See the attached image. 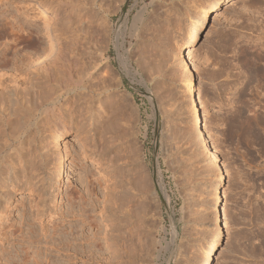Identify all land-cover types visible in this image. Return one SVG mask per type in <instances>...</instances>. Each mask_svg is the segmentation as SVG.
I'll return each mask as SVG.
<instances>
[{
	"label": "rangeland",
	"instance_id": "1",
	"mask_svg": "<svg viewBox=\"0 0 264 264\" xmlns=\"http://www.w3.org/2000/svg\"><path fill=\"white\" fill-rule=\"evenodd\" d=\"M211 1L55 0L53 5L58 11L54 9L59 13L61 21L53 25L56 23L55 20H51L54 12L47 11L44 0H0V21L13 17L9 21L13 20L14 24L20 22L18 25L23 23L26 28L34 30L36 39L44 46L51 41L55 43L57 40L59 43L60 40H65L69 43L86 42L87 46L92 43L89 44L90 47H95L90 50V53L95 51L91 53L92 55L86 50L87 53H84L85 51L81 53L84 54L83 57L79 55L81 51L78 53L80 57L78 69L84 74L83 83L87 82L83 84L85 88L77 90L78 96L74 93L69 95H64V92L50 93L53 90H48L51 95L53 93L52 98L48 91L46 92V95L51 97H46L50 99L49 101L60 96V93L61 98L57 97L55 104L52 103L55 100L48 103L47 113L42 109L36 111L28 131V133L32 131L30 134L36 137L42 149L45 147L43 150L47 153L48 167L51 164L55 165L59 140L62 137L67 142L72 137L74 139L65 146L68 170L64 173L65 181L61 191L63 195L59 197L61 201L54 202L59 212L64 210L63 216L56 214L51 221L49 217L43 218L42 221L36 219L38 226L36 229L45 228L47 235L50 231L46 228L50 229L52 222L63 221L65 218L66 226L69 225L70 218L65 216L66 209L69 208L71 197L79 196L81 191L80 195L83 194L85 199H88L90 191L93 194L92 191L97 190L99 196L110 193V198H107L108 194L106 195L105 206L100 197L99 203L95 202L93 212H90L93 215L92 219L97 217L96 220L99 221L95 220L93 225L87 224L84 227L86 235L99 232L98 237L103 241L99 246L103 247H90V243V245L85 243L86 252L82 255L79 253L80 250L78 254L71 251L74 260L67 261L66 264H112L109 260L111 254L107 249L111 248L110 242L118 239L114 237L118 236L120 225L125 223L124 218H121L123 212H120V209L119 212L118 209L116 211V205L114 207L111 201L117 199L119 206L124 202L120 189L125 191V186L126 192L136 200L135 207L137 205L139 207L135 212L139 213L140 202L137 201L143 197H145L143 200L147 201L145 202L149 212L147 219L150 247L147 253L145 252L146 255L138 249V253H134L135 261L132 264H201L204 257L201 247L206 245L202 227L208 217L205 209L210 204L208 193L210 177L205 162L198 160L199 154L203 153L202 157L206 154L202 141L200 142L194 129L189 127L190 120L186 117V112L179 116L176 111L181 99L180 85L182 82L185 85V81L187 83L188 76L184 75V70L177 64L173 52H176L177 41L185 38L188 26L198 14L200 7ZM45 18L51 21L48 22L50 30L45 27L47 25L44 22ZM159 26L161 27L158 28ZM37 30L39 33H36ZM13 38L12 35L0 37V44L12 41ZM190 49H192L189 52L190 61L195 67L198 83L199 114L210 130L211 141L217 150L219 149L225 173V183L221 188L223 193L221 241L212 264H264V0H238L237 4L228 9L222 7L217 17L212 16L206 22L199 38ZM88 54L91 56L88 57ZM92 57L91 60L94 61L98 57L97 62L95 61L98 66L92 61L93 66L87 65L92 70L95 65L96 73L84 65L87 59L90 62ZM81 58L85 61H81ZM36 63H41V60ZM81 63L84 65L83 69ZM2 71L9 73L2 81L0 79L1 91L6 84L14 85L13 79L9 76L11 72L7 69ZM89 71H92V74ZM87 75H90V79ZM91 78H95L96 81ZM86 79L90 83L93 82L91 83L93 85L95 83L92 87L93 89L95 87V90L88 88L92 85ZM18 82H23V79H18ZM2 100L0 99L1 104ZM88 100L91 103H88ZM3 105H0V141L4 142L5 139V142L7 140L12 144L0 143L6 146L10 143L12 147L20 145V141H24L27 136V132L23 133L25 127L20 126V118L17 121L20 123H15L17 116ZM17 111L20 114V110ZM78 120L85 124L82 132L76 123ZM34 122L38 123L37 126ZM17 124L21 127L18 130L21 133L16 130ZM27 127L28 125L26 129ZM13 131L15 134L17 132L18 137H15ZM104 131L106 132L103 133ZM10 136L15 141L12 137L9 138ZM107 143L109 147L106 146ZM111 145H114L113 149ZM120 146L124 151L123 149L121 151ZM107 148L109 149L106 150ZM111 158L113 162L109 163ZM127 159L132 162H128ZM122 168L123 171L117 173ZM131 173L136 177L132 178ZM122 174L123 178L124 176L126 178L123 179ZM116 177L128 184H125V181L123 184L122 180L118 182ZM40 178L43 180L42 184L47 186H45L47 190L52 187L45 173H42ZM99 178L100 182L96 181ZM110 178L116 180V186ZM126 179L130 180V183ZM121 182L123 186L125 185L123 188L118 185ZM139 183L143 188H138L141 187ZM23 186L18 185L11 190L10 209L8 208L6 213H0L4 216V219L2 217L0 219V226L5 227L2 229L8 233L12 229V223L16 227L20 226L23 215L31 221L35 214L31 208L33 194ZM53 190L54 188H51L48 191L55 193L56 190ZM114 190L115 193L112 192ZM94 198H97L96 195ZM124 206L125 204L120 207ZM123 208L122 211H125L127 206L126 209ZM26 231L27 225H24L23 232L26 234ZM113 233L115 234L112 235ZM3 240L0 238V248L5 249L11 245L10 238ZM16 245L20 246V243L16 241ZM98 249H102L103 252ZM76 256L78 259H75ZM3 262L4 260L0 259V264H4ZM115 263L125 264L123 260L113 264Z\"/></svg>",
	"mask_w": 264,
	"mask_h": 264
},
{
	"label": "bare ground",
	"instance_id": "2",
	"mask_svg": "<svg viewBox=\"0 0 264 264\" xmlns=\"http://www.w3.org/2000/svg\"><path fill=\"white\" fill-rule=\"evenodd\" d=\"M44 1H45V6L47 8V11L52 12V13L54 12L51 20H55L56 23L54 21L55 24H53V22H52V24L57 25V23H59L61 20L59 21V13L57 12L58 10L55 8L56 6L53 5L55 0H44ZM237 1L238 0H212L207 5L200 7L201 9L199 10L198 14L194 16L191 24H189L190 26H188L189 29H188V32H187L185 38L177 41L176 52H173L175 55L177 64L182 68V70H184V75L186 74V76H188L187 77L188 78L187 83L185 81V85H183V82H182V85H180L182 87V89H180L181 90L180 91L181 99L178 102L179 108H178V110L176 109V111L178 112L179 116L183 112H186V117L188 118V120H190V126L189 127L194 129V132L198 136V138L200 139V142L202 141V143L205 147L204 152L206 154H204L205 156H203V157L201 156V155H203V153L199 154L198 160H200L201 162H205V166L208 169L209 177H210V179H209L210 184L208 185L210 204L208 206H206V209H205L206 212L208 213V217H206L207 219L205 220L204 225L202 227V231L204 234L206 245L204 247H201L202 254L204 255V257L202 258L201 264H212L215 253H216L217 248H218L220 241H221V231H222L221 204L223 201V193H222L221 188L223 187V185L225 183V173H224V169H223V164L221 163V156L218 152L219 149L217 150V147L211 141L212 138H210L211 135H209L210 130H208L205 122L203 121V119L201 118V115L199 114V105H198V97H197V91H198L197 76L195 73V71H196L195 67H194L193 63H191V61H190L189 52H191L190 50H192V49H190L191 46L199 38V35L201 34V31L204 28L206 22L212 16L217 17V14L221 10L222 7H224L225 9H228L231 6L237 4ZM54 8L57 11H55ZM7 18H9V17H7ZM7 18H4V19H2V21H0V22H2V24H0V37H4L5 35H12V36H14V38L12 39V41H8V42H5L3 44H0V79L2 81V78L5 77V75L9 73V72L7 73V71L6 72L2 71L3 69H5V70L7 69L8 71L11 72V74L9 76L11 77V79H13L14 85H10V83L6 84L4 86L2 85L3 88H2V91L0 90V97H1L0 99H3L2 101H3L4 105L1 104L2 102H0V105L5 106L7 108V110H10V111L12 110V114L14 113V115L17 116V117L14 116L15 118H17L15 123L21 122V125L20 124L19 125L22 128L25 127V131H23V133L27 132L26 133L27 136L25 137L24 141H20V145L19 144H16V145L13 144L15 147L14 146L12 147V145H11L12 143L10 141L6 140V142H5V139H3L4 142L0 141L1 143H6V144H7V142L11 143V144L9 143L8 146H6V144L2 145L0 143V213H6V211L8 210V208L11 205L10 204V201L12 199V198L10 199L11 190L12 189L14 190L18 185H21V186L24 185L23 187L27 188L33 194L32 200L34 203L32 202L31 208L34 209V210L33 209L32 210L34 211L35 214H34L33 220L31 219V221H29L26 218V216L23 215L22 219H21L22 221L20 222V226L16 227L12 223L11 224L12 229L10 230L9 233L5 229H2L5 227L0 226L1 227L0 228V234L2 235V237H0L1 240L4 241L3 239H7V238H10L12 240V242H10L11 245L9 247H7V248L4 247L5 249H3V247H1L2 250L0 248V250H1L0 251V259H2V261L4 260V262H3L4 264H66L67 261L71 262L72 259L74 260V258L72 257L73 254L71 255V251H73L74 254H78V252L80 250L79 253H81L82 255L86 252L85 245H84L85 243H88V244L90 243L91 244L90 247H92V246H95V247L102 246L103 247V245L99 246V244H101L100 242L102 241V239H100L98 237L99 232L86 235L85 231H84V227L87 224L93 225L96 221H99V220H96L97 217H96V219H94L95 217L92 219L93 215H91L90 212L93 210V207H95V205L97 203H99L100 197H101V201H103V203H104V201L105 202L107 201L105 199H106V195L108 193L103 194V195L101 194L102 196L101 195L99 196V194H98L99 192L97 190H96V192L92 191V192H94L93 194H91V191H90V192H88V193H90V195L88 194L89 195L88 199H85V197H83V194L80 195L82 193V191L80 192L79 196H72L71 197V195H70L71 202H70V205L67 204V206L69 205V208H68V210L66 209L67 212L65 213V216L70 218V220L68 219L69 225L66 226L67 219L65 218L63 221L52 222V225H50L51 226L50 229L46 228L50 231L49 234H47V235L45 234V228H42L41 229L42 231L40 230V228L36 229V227H38V226H36V221H35L36 219H39L42 221L43 218L49 217V220L51 221L55 217L56 214H61V215L63 214L64 210L63 211L61 210L62 212H59L58 211L59 208L58 209L56 208L54 202L57 203V202L61 201L59 197L63 195L61 193V191L64 187L63 186L64 181H65L64 180V173L67 172V170H68V154L65 151V146L67 145V143H71L72 141H74V139L72 137V139H70V141L68 140V142H67L66 139L64 137H62L59 140V142L57 143L58 146L56 147L57 148L56 149L57 156H56V158L54 157L56 162L53 161V162H55V165L51 164L53 166L50 165V167H48L47 164L49 162L47 163V161H48L47 160V153L44 152V150H43L45 147L42 149L40 144L37 143L38 141L36 140V137L33 134H30V133H32V131H30V133H28V131L31 128V121H32V119H34L33 117H35V112L38 110H41V109L44 112H46V108L48 106V103L51 102L52 100L54 101L57 97H58L57 99H60L62 92H64V95L65 94L69 95L71 93H74V94H76V96H78L77 94L79 92L77 90L79 88L81 89L84 86L83 84L87 83V82L83 83L84 79L82 80V78H83L84 74L81 73L82 71H80L78 69V68H80V66L78 67V65H79L78 61H79V59L82 55L81 53H83V51L86 50L90 53V50L95 48V47H93L94 45H92L93 48L90 47L89 44H92V43H89L87 46L86 42H84L82 44L79 42L77 43L76 41H73V43H71L72 42L71 41L69 43L68 41L66 42L65 40H63V41L60 40L59 43H57L58 42L57 40L55 43H51L52 42L51 41L50 42L51 44L48 42L49 44L46 43L47 45L44 46L43 43L39 39H36L37 35L33 34V33H35L34 30H32L31 28H26V26L22 22H21L22 24L18 25L20 22L19 23L17 22L18 24H14L13 20H12L13 22L9 21L13 17L11 19H8V20H7ZM14 20H15V17H14ZM85 20H87V19H85ZM57 21H59V22H57ZM44 22H45V25L47 24L45 27L46 28L48 27V30H50V28H49L50 25L48 22H51V21L48 20V18H45ZM62 22H63V20H62ZM80 23H81V21H80ZM60 24H62V23H60ZM65 24L66 23L64 21L63 25H65ZM29 26H30V24H29ZM160 27L161 26H159L158 28H160ZM32 28L34 29V27H32ZM39 31L36 33H39ZM152 33L154 34V32H152ZM159 33H161V32H159ZM25 34H27V35L25 37H23ZM156 35H157V33H156ZM81 41H82V39H81ZM84 44H86V45H84ZM22 51H25L26 53H22ZM79 51H81V52L79 53ZM86 51L84 53H87ZM92 52L94 53L95 51H92ZM78 53H79V55L81 54L80 57H79ZM18 55H22V57H19ZM91 55L88 54V57H90ZM34 56H36V57L34 58ZM83 56H84V54L82 55V57ZM93 56H94V54H93ZM94 58H95V56H94ZM97 58L95 59V61L97 60ZM85 59H87V58H85ZM91 59H93V57L90 58V62L87 59L88 63L85 62L86 64L83 62L84 65L88 66L90 64L89 66H91V65L93 66L92 62L95 63V61L91 60ZM40 60H41V63H36L37 61L39 62ZM83 60L84 59H82L81 61H83ZM34 62H35V64H34ZM38 64H40V65H38ZM97 64L95 63V65H97ZM84 65L81 66L82 69L84 68ZM95 65H94V70L96 67ZM86 66H85V69H86ZM89 66H88V70L91 69V67L89 69ZM94 70H92V71L96 73V71H94ZM24 71L26 72L25 77H24ZM98 72H101V71H98ZM90 75H87V77L89 76L88 79H90ZM84 77L86 78V75ZM20 78L23 79V82H21V83L18 82V79H20ZM99 78H100V80H102L101 79L102 77L99 76ZM181 78H182V76H181ZM88 79H86V80L90 83V81ZM91 79L95 80V78H91ZM4 81H5V78H4ZM91 83H93V82H91ZM91 83H90V85H92V86L88 87L90 89L93 86H95V83H94V85ZM0 84H2V83H0ZM101 85H102V83H101ZM97 86H99V85H97ZM107 87H109V86L107 85ZM84 88L85 87H83L82 89H84ZM86 89H87V87H86ZM48 90H53V91H50V93L51 92H53V93L54 92H61L59 94L60 96H56V98L54 97V99H51V101H49L50 99H48V98H51L53 96V93L51 95ZM93 90H95V87ZM46 92L49 93L51 95V97L49 94H48L49 95V97H48L46 95L47 94ZM76 92H78V93H76ZM80 94H82V93L80 92ZM19 95L25 96V97L24 98L19 97ZM90 95H86V96L90 97ZM93 96H91V97H93ZM46 97H48V98H46ZM19 98H20L21 102H20ZM85 100H86V98H85ZM55 102H56V100L52 103L55 104ZM78 102H79V100L77 101V103ZM87 102L89 103L90 101L88 100ZM103 102H105V101H103ZM63 103H64V101H63ZM92 103H93V101H92ZM61 105L63 106L62 103H61ZM64 106H66V105H64ZM81 107H83V106H81ZM20 108L23 110H21ZM43 108H45V109H43ZM17 110H20V114L23 111V114H21L22 116H20V114L18 113L19 111H17ZM56 111H58V110H56ZM86 113H87V111H86ZM87 114H89V113H87ZM86 117H88V116H86ZM19 118H20V120H19ZM93 118H94V116H93ZM18 120L20 122H17ZM36 123H35V125H36ZM76 123L82 132L85 129V124L80 120H78ZM27 125H28V127L26 129ZM17 126H18V124H17ZM17 126H16V128H18V129H16V130H17V132H20L18 130H20L21 127L20 126L17 127ZM100 130H101V128H100ZM34 131H35V128H34ZM98 131H99V129H98ZM106 131H107V129H106ZM106 131H104L103 133H105ZM17 132L15 134V132L13 131V133L15 134V137L17 136ZM103 133H100V134H103ZM125 133H127V132H125ZM18 135H20V134L18 133ZM12 136H14V135L12 134ZM12 136H10L9 138H11ZM22 136H23V134H22ZM20 137H21V135H20ZM87 137H89V136H87ZM117 137H118V134H117ZM13 140L15 141L14 138H13ZM109 142H111L113 144L112 140H110ZM102 144H103V142H102ZM17 145H19V146L17 147ZM104 145H102V146H104ZM107 145H109V144L107 143L106 146ZM109 146H107V147H109ZM112 146H114V145H111V147ZM103 148L104 147H101V149H103ZM93 149H94V147H93ZM108 149L109 148H107L106 150H108ZM112 149H113V147H112ZM112 149L110 148V150H112ZM120 149H121V146H120ZM122 149H121V151H122ZM123 151H124V149H123ZM101 152H103V150ZM101 152H100V154H101ZM104 152L106 153V151H104ZM116 153H117V151H116ZM123 154H124V152L122 153V155ZM127 154H129V153H127ZM114 155H115V151H114ZM119 155H120V153H119ZM126 156H124V157L126 158ZM48 158H49V156H48ZM114 158H116V157H114ZM119 158H121V157L119 156ZM108 160H106V161H108ZM120 161H121V159H120ZM127 161L130 162L131 160L129 161L127 159ZM50 162H52V161H50ZM110 162H113V159L111 161H109V163ZM116 162H118V160ZM123 162H124V159H123ZM112 164L113 163H111V165ZM121 165H123V163ZM115 166H116V164H115ZM115 166H113V167L115 168ZM118 166L119 165L117 164V167ZM125 166H126V164H125ZM121 167L122 166H120V168ZM127 168L128 167H126V170H127ZM115 169H117V168H115ZM119 171H123V168H122V170H118L117 173H119ZM42 173H45L47 175L48 183H50V185L52 186L51 188H54L53 191L56 190L55 193L54 192L49 193L48 190H50L51 188L50 189L48 188V190H47L46 189L47 186L45 185L46 186L45 187L42 184V182H41L42 178H40ZM124 174H125V172H124ZM126 174L128 175L127 171H126ZM131 174H129V175H131ZM113 175H114V173H113ZM133 175L134 174H132V178L134 177ZM113 177H115V176H113ZM145 177H146V175H145ZM100 178L96 181L100 182ZM104 178H106L105 175H104ZM122 178H123V174H122ZM124 178H126V176H124ZM130 178H131V176H130ZM110 179L114 181V179H112V178H110ZM115 179H117L118 182L120 180H122V179L118 180L117 177ZM126 180L128 182L130 181L128 179H126ZM133 180H135V179H133ZM139 180H140V178H139ZM124 181L122 180L123 184H124ZM115 182H116V180L114 181V183L113 182L112 183L115 184ZM122 182H121V184H118L121 186V188H123L125 186V185L124 186L122 185ZM135 182H137V181L135 180ZM104 183H109V182H104ZM98 184H101V183H98ZM125 184H128V183H126V181H125ZM136 184L137 183H135V185ZM104 185H106V184H104ZM139 185H140V183H139ZM115 186H116V184H115ZM144 186H146V185H144ZM104 187H106V186H104ZM107 187H109V186L107 185ZM106 188H105V190L108 191ZM138 188L141 189L143 187L141 186ZM119 189H120V187H118V190ZM146 189H147V187H146ZM101 190L104 191V189H102V188H101ZM111 190H109V192H111ZM115 190L112 192L115 193ZM120 190H121V193L123 194V196L122 195L121 196L124 199V202H122V201H121L122 203L120 202L121 203L120 206H123L125 204L124 208L123 207L122 208L126 209L125 207L127 206V209L125 211H122V208L118 205L117 199H114L115 194H113V193L112 194L114 196L112 198L114 199L113 200L114 202H112L111 200H109V201H111V203H112V205H114V207L116 205L115 210L118 209V212H119V209H120L121 210L120 212H123V215L121 216V218H124L125 224L124 223H123L124 225L119 224L120 228H119V230L117 229L118 230V236L114 237V239H116V238H118V239H116L115 242L114 241L110 242L111 246H109V247H111V248L107 249V251H110L111 255H110L109 260H111L110 262L112 264L114 262H120L121 260H123L125 264H132L135 261L134 255H136V254H134V253L137 252L138 249L142 252V254H145V252L147 253V250L150 247L149 243H151V241L149 242V224H148V219H147V216H148L147 214L149 212L147 211L148 207L146 206L147 201H146V199L143 200V198H145V197L142 196L143 198H140L142 201L141 200L137 201L138 203L140 202V204H139L140 210H139V213H137V212H135V209L138 207V205H137V207H135V203H134L135 199H133L131 197V195H129V193L126 192V186H125V191L122 189H120ZM127 191H128V188H127ZM73 192H74V190H73ZM132 192L133 191H131V193ZM100 193H102V192H100ZM118 193H120V192H118ZM94 195H96V197H97L96 199L94 198ZM117 195H119V194H117ZM154 196H155V194H154ZM107 198H110V195ZM95 202H96V204H95ZM103 203H102V205H103ZM111 203H110V206L113 207L111 205ZM103 206H105V203ZM106 206H107V204H106ZM111 207H109V208H111ZM112 212H110V213H112ZM102 213H103V211H102ZM1 217H2V219H4L3 218L4 216L3 215L1 216V214H0V219H1ZM24 225H27L26 234L23 232V226ZM42 227H45V226H42ZM89 227H91V226H89ZM100 228H102V227H100ZM136 229H137V231H136ZM1 231H2V233H1ZM94 232H96L95 229H94ZM114 234L115 233H113L112 235H114ZM98 240H100V241H98ZM16 241H18L20 243V246L16 245ZM102 243H103V241H102ZM105 248H107V247H105ZM98 250L102 251V249H98ZM75 259H78V257L76 256ZM143 260H145V258Z\"/></svg>",
	"mask_w": 264,
	"mask_h": 264
}]
</instances>
